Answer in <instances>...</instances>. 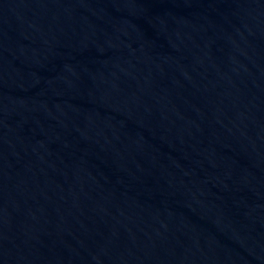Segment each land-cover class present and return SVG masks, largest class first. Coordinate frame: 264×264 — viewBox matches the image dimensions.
I'll return each mask as SVG.
<instances>
[{
	"label": "water",
	"instance_id": "95a60500",
	"mask_svg": "<svg viewBox=\"0 0 264 264\" xmlns=\"http://www.w3.org/2000/svg\"><path fill=\"white\" fill-rule=\"evenodd\" d=\"M0 264H264V0H0Z\"/></svg>",
	"mask_w": 264,
	"mask_h": 264
}]
</instances>
